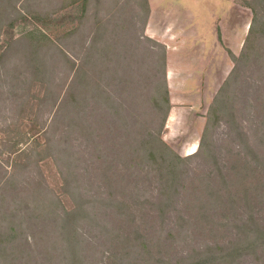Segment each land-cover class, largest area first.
<instances>
[{"label": "rangeland", "instance_id": "374dc122", "mask_svg": "<svg viewBox=\"0 0 264 264\" xmlns=\"http://www.w3.org/2000/svg\"><path fill=\"white\" fill-rule=\"evenodd\" d=\"M196 1L0 0V264H264V0Z\"/></svg>", "mask_w": 264, "mask_h": 264}, {"label": "crops", "instance_id": "0c3cea01", "mask_svg": "<svg viewBox=\"0 0 264 264\" xmlns=\"http://www.w3.org/2000/svg\"><path fill=\"white\" fill-rule=\"evenodd\" d=\"M161 1H166V0H161ZM170 1V0H169ZM187 1H190V0H171V3H180L182 6H184L185 5V2L187 3ZM218 1V0H217ZM195 2H197L196 0H195ZM223 3H224V1H222ZM182 6H180V8H182ZM186 6V5H185ZM184 6V7H185ZM191 7V6H190ZM153 8V10L151 9V14L153 13V11L155 10V6H153L152 7ZM187 9V8H186ZM187 10H189V9H187ZM190 11V10H189ZM189 11H185L184 10V12H187V13H191V12H189ZM220 12H222L221 10H220ZM152 17H153V14L152 15H150V18H149V20H148V22H147V24H149L150 23V20H152ZM146 27H147V25H146ZM145 27V33L147 34V35H149L150 37H155L154 36V34L152 33V34H149V28L147 27L146 28ZM236 32H239V30H236ZM235 33V32H234ZM197 40L199 41V43H203V45H204V47H206L207 46V42H208V40H207V38L205 37L206 36V32L200 27L199 28V30H198V33H197ZM174 37V35L171 33V31L169 30V31H165V32H162V34H161V36L159 37V39L164 43V45H166L167 46V57H166V77H167V85H168V87H169V95H170V103H171V107H170V110H169V114H168V118H167V121H168V119L169 120H171V115L173 116V113L170 115V113H171V110L172 109H177L178 108V104H177V102H176V100H175V98L173 97V93H172V89H173V87H174V79L172 78H170V73H171V69H172V74H174L175 75V71H174V69L172 68V66H173V54H174V49H177V48H179L178 47V45H173V44H171V40H172V38ZM233 37H231V39H232ZM165 39H167V40H165ZM212 41V43L214 44V42H216V38H212L211 39ZM222 40H224L225 41V38L224 37H222ZM217 41H219V43L221 42V40H219V37L217 38ZM222 43V42H221ZM225 43V45L228 47V49L230 50V51H232V53H234L233 51V47H232V43H230L229 41H228V43H226V42H224ZM204 55H206L205 53H203ZM202 53H201V56L204 58V55H203ZM235 54V53H234ZM236 55V54H235ZM214 70L216 71V68H214ZM173 75V76H174ZM194 82V81H193ZM191 83V85H189V83H187L186 85H184L183 87H182V89L184 88L185 90L186 89H192V86H193V84L194 83ZM200 83V86H199V90H200V92H201V95H202V97H206V96H208V95H204V94H207V93H209L210 91H212V90H214V87H215V85H214V81L213 80H211V79H203V81L201 82H199ZM177 106V107H176ZM179 107H182V106H179ZM191 153V152H190Z\"/></svg>", "mask_w": 264, "mask_h": 264}, {"label": "trees", "instance_id": "16d2710c", "mask_svg": "<svg viewBox=\"0 0 264 264\" xmlns=\"http://www.w3.org/2000/svg\"><path fill=\"white\" fill-rule=\"evenodd\" d=\"M163 44V43H162ZM165 46V45H164ZM163 64H164V66H165V68H164V75H165V83H166V87H167V89H168V85H167V77H166V64H165V57H164V60H163ZM166 99H167V103L169 104L170 103V95H169V90H168V97H166ZM168 109H169V107H168ZM170 110V109H169ZM168 114H169V111H168ZM168 114L166 115V120H165V122L167 121V118H168ZM161 142V141H160ZM162 144L164 143L163 141L161 142ZM164 146H167L165 143H164ZM150 148V147H149ZM168 148H169V146H168ZM193 155V154H192ZM187 156H189V155H187ZM177 158L179 159V160H182L183 158L181 157V156H177Z\"/></svg>", "mask_w": 264, "mask_h": 264}, {"label": "bare ground", "instance_id": "6f19581e", "mask_svg": "<svg viewBox=\"0 0 264 264\" xmlns=\"http://www.w3.org/2000/svg\"><path fill=\"white\" fill-rule=\"evenodd\" d=\"M171 119H172V115H171ZM196 149H197V148H196V145H193V146L191 147L190 152H195Z\"/></svg>", "mask_w": 264, "mask_h": 264}]
</instances>
